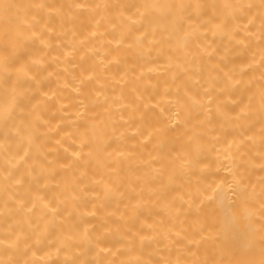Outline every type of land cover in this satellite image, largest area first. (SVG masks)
Here are the masks:
<instances>
[{
	"label": "bare ground",
	"instance_id": "obj_1",
	"mask_svg": "<svg viewBox=\"0 0 264 264\" xmlns=\"http://www.w3.org/2000/svg\"><path fill=\"white\" fill-rule=\"evenodd\" d=\"M0 264H264V0H0Z\"/></svg>",
	"mask_w": 264,
	"mask_h": 264
}]
</instances>
